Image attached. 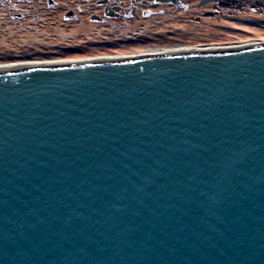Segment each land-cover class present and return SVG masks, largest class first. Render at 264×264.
<instances>
[{
	"label": "water",
	"instance_id": "1",
	"mask_svg": "<svg viewBox=\"0 0 264 264\" xmlns=\"http://www.w3.org/2000/svg\"><path fill=\"white\" fill-rule=\"evenodd\" d=\"M0 264H264V45L0 65Z\"/></svg>",
	"mask_w": 264,
	"mask_h": 264
},
{
	"label": "rangeland",
	"instance_id": "2",
	"mask_svg": "<svg viewBox=\"0 0 264 264\" xmlns=\"http://www.w3.org/2000/svg\"><path fill=\"white\" fill-rule=\"evenodd\" d=\"M102 1L0 0V63L26 55L78 60L192 41L227 46L252 33L245 26L264 31V0ZM115 5L121 8L113 16L105 12Z\"/></svg>",
	"mask_w": 264,
	"mask_h": 264
},
{
	"label": "bare ground",
	"instance_id": "3",
	"mask_svg": "<svg viewBox=\"0 0 264 264\" xmlns=\"http://www.w3.org/2000/svg\"><path fill=\"white\" fill-rule=\"evenodd\" d=\"M158 2L162 0H156ZM104 4L108 0L103 1ZM115 7L106 6L107 11H112ZM245 31L250 30L252 33H247V35H242L238 41H233V43H227V46H219L218 44L214 45H201L198 42L192 41L182 44H174L173 46L160 47L157 45L144 46L142 49L133 50L127 48L126 51H119L117 53H111L110 51L96 52L95 54L84 55V59L78 60H96V59H122V58H140V57H159V56H174L178 54H187V53H212L219 51H229L236 48H251L255 46L264 45V31L257 28H252V26H245ZM254 33V34H253ZM130 50V51H129ZM59 60H68V58H59ZM73 60V59H71ZM77 60V59H74ZM2 61V60H1ZM42 61H53V59L45 57H32L26 55L23 57V60H6L1 62L2 64H20V63H31V62H42Z\"/></svg>",
	"mask_w": 264,
	"mask_h": 264
},
{
	"label": "flooded vegetation",
	"instance_id": "4",
	"mask_svg": "<svg viewBox=\"0 0 264 264\" xmlns=\"http://www.w3.org/2000/svg\"><path fill=\"white\" fill-rule=\"evenodd\" d=\"M155 1H156V0H155ZM102 2H103V1H102ZM156 2H158V1H156ZM103 3H104V2H103ZM169 3H170V2H169ZM105 4L107 5L108 2L105 3ZM170 4H176V2L172 0V2H171ZM114 7H115V9L113 8L112 11H110V12L107 11V9L105 8V12H106L107 14H110V16H113L114 13L117 12V11L121 8L119 5H115ZM132 8H133V7H132ZM132 8H131V9H132ZM129 9H130V8H129ZM128 11H129V10H128ZM125 12H127V11L125 10ZM106 13H105V14H106ZM107 14H106V15H107Z\"/></svg>",
	"mask_w": 264,
	"mask_h": 264
}]
</instances>
